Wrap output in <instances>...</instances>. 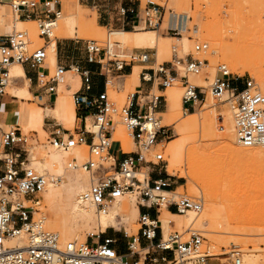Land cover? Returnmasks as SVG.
<instances>
[{
	"label": "built area",
	"instance_id": "2783aa9c",
	"mask_svg": "<svg viewBox=\"0 0 264 264\" xmlns=\"http://www.w3.org/2000/svg\"><path fill=\"white\" fill-rule=\"evenodd\" d=\"M10 7L19 18L33 20L39 37L48 40L62 12L59 0H11ZM113 11L112 21L121 29L151 28L162 30L173 38H181L190 30L189 16L166 10L151 1L144 7L119 3ZM107 44L105 41V46L101 47L96 40H87L84 46V60L97 64L98 74L103 77V90L94 94L91 93L93 73L90 70L77 64L56 63L50 76L45 45L29 51L26 31L0 34V99L6 95L12 63L26 65L32 70L41 97L53 95L55 98L64 73H78L80 86L72 93L78 126L74 134L55 129L49 143L63 150L86 146L87 159L80 167L89 173L91 182L81 193L80 201L99 214L124 194H134L139 210L138 232L126 240L124 252L119 251L117 238H102L104 232L88 235L83 243L61 244L58 235L44 226L43 216H37L42 192L50 183L59 182L61 176L32 168L26 147L28 136L18 126H0V264H210L211 255L202 250L203 237L194 228L183 232L171 230L166 239L163 237L159 220L163 210L186 214L199 213L202 208L199 197L175 193L178 182L171 180L173 176L165 175L164 154L156 150L158 142L167 138L168 127L161 125L158 116L164 96L138 86L127 95L121 107L108 96V76H116L134 63L150 62V53L136 48L126 53L114 52ZM180 48V43L171 46V61L143 68L142 81L154 84L157 80L160 87L167 88L181 79L182 104L186 110L203 105L208 94L218 100L225 96L232 109L237 143L243 147L258 146L264 152V93L254 80L247 79L239 87V77H232V73L219 64L209 88L196 85L189 81L188 75L201 73L206 62L201 54L209 50V45L206 41H195L194 54L185 55ZM179 71L183 74L179 75ZM117 122L124 126L137 151L124 152L120 146L112 150L117 143L112 141ZM110 151L112 160L106 164ZM72 160L68 166L76 167L75 158ZM150 210L154 211L153 217ZM123 232L126 235L124 229ZM12 240L13 244L7 243ZM154 249L159 251L155 256L154 252L150 253ZM227 254L228 264H241L237 248Z\"/></svg>",
	"mask_w": 264,
	"mask_h": 264
},
{
	"label": "rangeland",
	"instance_id": "374dc122",
	"mask_svg": "<svg viewBox=\"0 0 264 264\" xmlns=\"http://www.w3.org/2000/svg\"><path fill=\"white\" fill-rule=\"evenodd\" d=\"M148 0H61L62 7L61 18L57 19L56 27L54 28L53 36L50 40L40 39L38 37V31L36 29V23L32 25H17L15 30L26 31L29 38L28 50L45 45L47 58H50V51L47 48L49 44L54 41L59 42L64 46L67 43H73L72 52L62 51L63 59L77 61L81 64L84 61L85 51L84 46L87 40H96L101 47L105 46V41L109 43L112 37L113 31L124 30L116 25L114 19L113 8L121 4H140L141 7L146 5ZM159 3H165L167 7L176 12H185L191 18L188 22L189 31L182 34L180 42L176 39L172 40V35L158 30L160 36L155 32H152L157 37V46H151L149 44H132V45H114V52L126 53L132 49H142L150 53L151 61L148 63H134V69H137L139 73L143 68L156 67L157 64L162 62L171 61V46L173 44H181L180 51L183 55L187 53H193L192 46L195 41H206L209 45V50L201 54V57L206 60L203 69L199 75H188L190 82L196 84L197 81H207V87L209 88L211 82L216 74L217 65H224L226 69L232 73V77H239L237 82L239 87L242 86L245 80L253 79L257 87L262 91L261 87H264V0H154ZM77 4L82 5L78 7ZM10 16L12 10L10 3L7 5ZM93 19L98 26H102L103 29L97 28ZM109 24V25H107ZM132 28H125L130 30ZM151 28L140 29L135 28V31H152ZM76 30V31H75ZM155 30V29H154ZM37 37L36 41L32 37ZM61 36H72V38H66ZM163 36V37H161ZM168 36V37H167ZM167 37L166 41L162 38ZM254 37V39H253ZM238 38V39H237ZM240 38V43H239ZM243 38V39H242ZM40 39V40H39ZM215 39L234 44L239 43L251 52L254 50V54L258 55L259 68L248 69L242 73H234L230 71L231 63L229 59L224 56L222 49H219ZM235 39V40H233ZM243 41H242V40ZM245 39V40H244ZM247 40V41H246ZM245 41V42H244ZM260 51V52H259ZM68 56V57H67ZM260 56V58H259ZM124 57V56H123ZM261 63V64H260ZM51 64L50 76L54 72V67ZM45 71V70H39ZM72 73L78 74L74 71ZM183 73L179 71V75ZM79 75V74H78ZM115 74L108 76L111 81L108 84L107 92L111 101L116 106L121 107L126 103V97L129 93L134 92L135 85L126 78L115 77ZM196 79V80H195ZM124 80V82H123ZM181 86V92L175 86L162 88L158 85V81L154 82L152 94L163 95L165 94L167 100L161 102L159 112L165 110V105L169 103L170 98L178 96L180 100V111L171 110L176 112L177 119L175 124H168L163 115L158 114L161 120L163 117L162 125L167 127V138L163 140L162 144L157 145V152H163L164 159L166 161V173L165 175H171V180H177L178 182V194H183L192 197H200L202 199L201 214L205 212L209 213L208 222L199 225L196 222L190 221L193 214H180L186 225L182 230L172 228L171 230H178L183 232L186 229L194 228L199 231L203 237L202 248L208 249L214 256L210 260V264H219L218 261L223 264H228V254L224 253L230 251L232 248H239L246 253L248 249H257L259 254L264 253V153L260 147H255L260 152L259 160L257 163L252 164L245 158H241L239 152L238 157H233L227 153L228 147L234 146L241 149V152L247 153V147H243L236 142L233 118H228L223 112V108L229 107V103L225 100V97L220 100L212 98L211 95H207V100L203 105L196 106L194 109L186 110L181 104L183 88L181 85V79L178 78ZM126 82V83H125ZM124 83V87H123ZM22 82L17 81V85H21ZM9 83L6 88L8 97L12 98L17 96L14 103L7 101L5 98L0 99V117L3 109L13 108L24 103L26 107H32L36 109L41 118L32 125L34 127L23 128L20 121L17 122V126L28 136L29 140L26 145L29 155L30 166L32 168V162L41 159L44 155L51 152L53 148L49 144V138L51 132L55 129L68 130L73 133L74 129L78 126L75 122L74 116V104L72 100V94L65 98L58 92L56 97L51 101H46V98L41 97L40 94L32 93L30 91L29 98H23L21 90H16L10 86ZM34 88V86L32 87ZM174 93H171V92ZM164 96V98H165ZM23 98L22 100L19 98ZM9 98V99H10ZM173 98V97H172ZM211 101L215 102V105H211ZM61 104L63 111H66L63 115L52 112L51 109H56ZM46 107H48L46 109ZM183 107V108H182ZM163 109V110H162ZM193 112V116L186 115L185 112ZM43 116V119H42ZM182 121H188L189 125L186 129L180 130L178 128ZM118 127L114 133V139H119L122 146L123 143L130 148V152L137 151L131 138L129 139L126 134L123 125L118 123ZM3 128H8L10 125L2 124ZM13 126V125H12ZM175 126V128H174ZM63 135V134H61ZM174 140L184 141L183 155L175 164L172 170L168 168L170 164V156L168 153L169 142ZM112 149L116 150L115 145ZM253 148V147H252ZM76 151L83 155V161L87 159V147L78 146L74 148ZM262 151V152H261ZM66 153V152H64ZM113 153L111 152V155ZM43 155V156H42ZM74 153L70 154V158L67 162H72L71 158ZM65 163L64 172L53 173L54 169L44 170L49 174H62V182L67 181V175L74 178L76 174L84 173L86 175V182L90 184L89 174L83 169H67L68 163ZM82 162V161H81ZM78 163V161L76 162ZM111 159H108L106 164H110ZM67 169V170H66ZM183 170L187 173L186 178L181 176ZM51 171V172H50ZM82 171V172H81ZM56 172V171H55ZM79 172V173H78ZM141 177V175H138ZM175 185V184H173ZM128 206L126 212L117 214V223L119 225L103 227L99 230L96 227L95 222H86L83 219H74L70 215V204L65 198L50 202L42 194L41 199V211L45 215V227L58 234L61 244L66 242L76 241L83 243L88 240L89 232H104L101 237H114L117 238L119 243V251H125V242L129 240L131 236L136 235L138 232V210L133 208L137 199L134 195L127 194L125 199L121 201ZM121 203V204H122ZM94 212V211H93ZM166 213L165 210L162 214ZM150 215L154 216V211L150 210ZM93 217H97L95 212ZM96 215V216H95ZM174 225V222H173ZM126 231V235L123 232ZM120 230V231H118ZM170 230V231H171ZM169 231V232H170ZM128 232V233H127ZM78 234L77 239H65V236L69 234ZM94 233V234H96ZM90 241V238H89ZM146 250H143L145 252ZM226 251V252H225ZM159 253L157 249L150 250V253ZM220 258V259H219ZM132 260V258H128Z\"/></svg>",
	"mask_w": 264,
	"mask_h": 264
},
{
	"label": "bare ground",
	"instance_id": "6f19581e",
	"mask_svg": "<svg viewBox=\"0 0 264 264\" xmlns=\"http://www.w3.org/2000/svg\"><path fill=\"white\" fill-rule=\"evenodd\" d=\"M148 1L154 2V3L159 4V5H164L165 7H167V5L165 3H159V2H156L154 0H148ZM167 9H171V8H167ZM176 13L177 14H182V15H184L186 17L189 16L185 12H180V13L179 12H176ZM12 14L14 15L15 19L16 18L17 19H20L15 12L12 11ZM59 18H61V14H60ZM186 21H187V19H186ZM55 27H56V24H55ZM96 27L97 28H100L98 26H96ZM100 29H103V28H100ZM140 29H144V28H140ZM148 30H152V32H155L157 35L160 36V33H158L157 30H154V29H148ZM152 32H148V31H140V32H138V31H136L134 33H124V32H121V31H115V32L112 33V37L110 38V43H112L113 41L116 40V41H120L123 45H128V44H141L142 45V44L146 43V44H149L151 46H157V43H156L157 37ZM52 36H53V34H52ZM38 37H39V35H38ZM32 38L35 39V41H36V38L37 37L35 38L33 36ZM39 38L40 39H43L41 37H39ZM166 38H162V40L166 41ZM168 38H171L172 40L176 39L179 42L182 39V37L181 38L168 37ZM253 39H254V37H253ZM233 40H235V39H233ZM238 41H239V43L241 42L240 41V38H239ZM214 42L216 43V45L218 46L219 49H222V51L224 53V56L229 59V62L231 63L230 71H232L234 73H242V72H244V71H246L248 69H252V68H258V69H260L259 68V60L260 59L258 60V58H256V57H258V55H256V54L253 53L254 50H252L253 52H251L250 50H248V48H246V46H244L242 44H239L237 42L234 43V44L233 43L230 44L231 42L230 43H227V42L221 41L219 39H215ZM107 45L109 46V49L111 50L112 49L111 45L109 43ZM259 58H260V56H259ZM51 59L52 58H48V61H46V62L47 63L48 62L50 63L51 62ZM17 66H19V65H17ZM49 66H50V64H49ZM13 74H14L13 72H11L9 74V80H8L7 85L9 84V81L11 79L10 76H12ZM190 75H192V74H190ZM108 82H109V79H108ZM108 82H107V84H109ZM207 83H208L207 81H200V80L197 81L196 80V85H200V86H203V87H207ZM10 86H12V85H10ZM172 86H175L181 92V86H180V82L178 81V79L172 85H170L168 87H172ZM6 88H7V86H6ZM261 89H262V91L264 93V87L263 88L261 87ZM56 93H57V88H56ZM171 93H174V92L172 91ZM176 94L177 93H175V97L173 96L174 94H172V97L173 98L171 97L170 100H169V103H168V113L169 114H172V115H177L176 112L175 113H173V112L175 110L176 111H180V109H181V107H180V100H179L178 96H176ZM164 96H165V94H164ZM165 100H166V96H165ZM210 103H211V105H215L216 104L213 101H211ZM181 104H182V100H181ZM171 110H174V111L172 112ZM52 112L58 114V111L57 110H52ZM223 112H224V114H226V116H228L229 119L230 118H233L232 117V109H231L230 106L223 108ZM159 114L162 115L160 112H159ZM30 115H31V117L29 118V116H26L25 115L26 116L25 117L22 114H18L19 121H20L21 125L23 126V128H25V129L30 128V127H34V126L28 124L29 123L28 122V118L30 120L34 118L33 117L34 114H30ZM74 116H75V122H77V125H78V120H77L76 114H75V107H74ZM190 116H193V114H191ZM118 123L121 124V122H117V125L115 127V130L113 132L112 141H116L119 144V146L122 148V144L119 141V139H114V133H115L117 127L119 126ZM161 123H162V121H161ZM188 125H189V122L188 121H182L179 124L178 128L180 130H183V129H186L188 127ZM13 126H17V125H13ZM162 126H164V125H162ZM166 126H168V125H166ZM90 129L92 131H95L96 130L95 127H90ZM73 134H74V132H73ZM235 138H236V136H235ZM117 143L115 144L116 146H117ZM162 143H163V141L158 142L157 145L162 144ZM50 146H52V145L50 144ZM168 146H169L168 153H169V156L171 157L170 158V164H169L168 168L170 170H172V168L174 167V164L178 160H180V158L183 155L184 141H182V140H174V141L169 142V145ZM52 147L53 148H56L54 146H52ZM255 147H258V146H253V148L252 147H247V148H251V149H247V153L246 152L242 153L241 152V149H239L238 147L230 146V147H228L227 153H229L231 156L237 158L238 155H239V152H240L241 153V158H245L248 161H250L252 164H255V163L258 162L259 156H260V152L257 151V149ZM122 150H125V151L130 152V148L126 144H124V143H123ZM64 152H66V153H64ZM72 153H74V155H72L73 156L72 158H75V161L74 162L76 164V167H69V166H67L68 167L67 169H73V170L74 169H77V168L83 169V168L80 167V164L85 161V160L83 161V158L84 157H83V155L80 152L76 151L74 148L73 149H69V150H63V149H60V148L52 149L51 152H49L48 154H46L44 156L42 155L43 157L41 159L36 160V161H33L32 162V165H33V167H34L35 170H38L40 172H43L44 170H46V168H48L50 170L51 169H54V170L56 169L55 170L56 172L54 171L53 173L64 172L63 169L65 168L64 167L65 166V163L68 161L67 159L70 158V154H72ZM72 158H71V160H72ZM108 159H111L112 160L111 151L109 152ZM77 161H78V163H76ZM67 163L69 164V162H67ZM55 175H60L61 176V180L59 182H56V183H50L49 185L46 186L45 190L42 192V194L44 193V197H45L46 200H49L50 202H53V201H56V200H60L62 198H65V200H67L69 202V204H70V209L69 210H70L71 218H74V219L81 218V219H83V221H86V222H89V223L95 222L96 227L99 230H101V228H103V227L106 228L109 225H112V226L119 225L117 223L118 222L117 221V214L118 213H121V212H126L128 210V206H126L125 204H123L121 201L123 199H125V196L127 194H130V193L124 194L123 196H121L120 198H118L114 203H112V205H110L108 207V209L104 213H99L98 214V213H96L94 211V209L92 207H90V206L82 203L80 201V199H79L81 193L84 190H86L88 188V186H89L88 183L86 182V175L84 173L76 174V175H74L75 176L74 178H71L70 175H67L68 176L67 177V181L66 182H62L58 186H56V185L63 180V175L62 174H55ZM181 176L184 177V178L188 177L187 176V173L184 170L181 173ZM89 177H90V175H89ZM90 182H91V177H90ZM176 191H177V189H176ZM176 191H175V193H177ZM131 195H134V194H131ZM202 204H203V202H202ZM133 208L135 210L137 208V210H138L137 203H136V205ZM201 210H202V208H201ZM39 211L40 212L37 214V216L42 215L43 216V223H44L45 222V215L41 211V204L39 206ZM93 211L95 212V214L97 215V217H93L94 216L93 215V213H94ZM200 212L199 213L187 212L188 214L189 213L190 214H193L192 215L193 217L190 219V221L196 222L199 225H202V224H205L206 222H208L207 220H208L210 214L207 213V212H205V211L202 214ZM138 214H139V210H138ZM159 220L162 223L161 226L163 228V237H164V239L167 238L168 233H169V231L172 228H176L178 230H182L183 229V226L186 225V223H187L186 220H184L179 213H172L171 214L168 211H166V213L163 212V214L161 212V214L159 215ZM173 222H174V225H173ZM94 233H96V232H89V235L90 234H94ZM77 237H78V234H76V233L73 234L72 236H69V234H68L67 236H65V239H75L76 240ZM58 238H59V236H58ZM69 242H70V240H69ZM7 243L8 244H13V240L12 241H7ZM201 248H202V246H201ZM202 250H206L209 253V255H211V258L214 257L209 252L208 249H203L202 248ZM237 250H238L239 256L241 258V264H264V253L263 254H259L258 253L259 251L257 249H255V248L254 249H248V248H246V250H248V252L246 251V253H244V254L241 251V249L237 248ZM229 252L230 251L224 253L223 255L225 256ZM226 259H228V257H226ZM114 264H120V263L116 262Z\"/></svg>",
	"mask_w": 264,
	"mask_h": 264
},
{
	"label": "crops",
	"instance_id": "0c3cea01",
	"mask_svg": "<svg viewBox=\"0 0 264 264\" xmlns=\"http://www.w3.org/2000/svg\"><path fill=\"white\" fill-rule=\"evenodd\" d=\"M11 0H0V34H8L11 33L13 31H15V28L17 25L19 26H24V25H32V23L34 22L33 20H29V19H24V18H20V19H14L13 16H10V13L8 12V8L7 5L10 3ZM61 2V0H59ZM78 7H81L82 5L77 4ZM12 12V11H11ZM12 14V13H11ZM93 23L94 25L98 26L96 24V22L93 19ZM100 28H103L102 26H98ZM76 31V30H75ZM121 32L124 33H134L136 32L134 29H130V30H119ZM115 32V31H113ZM112 32V33H113ZM140 32V31H138ZM148 32H152V31H148ZM111 33V34H112ZM159 36V35H158ZM72 38V36H61V38ZM163 37V36H161ZM166 38V37H164ZM167 39V38H166ZM109 44L111 45V47L113 48L114 45H123L120 41H113L112 43H110L109 40ZM128 45H132V44H128ZM125 46V45H123ZM50 51V58L51 62L53 66L57 64H63L68 66L69 64H77L79 65L82 69H88L90 70L93 75H92V89H91V93H98L100 91L103 90V77H101L98 74L99 71V66L97 64L94 63H87L85 60L83 62H81V64L77 61H73V60H66L63 59V54L62 51L64 49V51H68V52H72L73 49V43H67L66 45L64 44V46H62L61 43L54 41L53 43L49 44L47 47ZM68 57V56H67ZM49 63V62H48ZM49 63V64H50ZM19 65V66H17ZM49 68H51V64L49 66ZM135 66H126L124 68V70L122 72H120V74L116 75L115 77H119V78H126L135 85H137L135 87V89L139 86L141 87L143 90L145 91H152L154 84H151L150 82H143L142 78H141V73H139V71L137 69H134ZM13 72L14 74L12 76H10V81L9 83L12 85L11 87H13L16 90H21V93L24 95L23 98H29L30 91L32 93H38V89L36 86V81H35V77L32 73V70H29L28 67H26V65L21 66L20 63H13L10 65L9 67V74ZM17 81L22 82L21 85H17ZM111 81L109 80L108 83H110ZM124 82V80H123ZM126 83V82H125ZM29 86H30V91H29ZM34 86V88H32ZM80 86V76L78 74L72 73L71 71H67L66 73H64L63 77L60 79L58 87H57V94H59L58 92H60V94H62L63 97L68 98L69 95H71L78 87ZM108 87V84L107 86ZM123 87H124V83H123ZM9 95L6 93L5 96H3L6 100L5 103H7V101H9L10 103H14L16 100V98H18L17 96H14L12 98L8 97ZM44 98H46V101H51V99L54 97L53 95H43ZM10 98V99H9ZM21 100L23 98L19 97ZM167 100V98H166ZM55 107L57 106V104H55ZM165 110L161 111L160 113L164 116V119L167 121L168 124H175L177 119V115H172L168 113V105H165ZM61 104H59L57 106L56 109H51V110H57L59 115H63L66 111H63V109L61 108ZM48 107H46L47 109ZM163 110V109H162ZM190 110V109H188ZM18 114H22V115H26L29 116V118L31 117L30 114H34L33 115V119H29L28 118V124L29 125H34L36 124L41 116L39 114V112L32 108V107H26L24 105V103L21 102V105L13 107V108H9L7 109L6 107L3 109L2 115L0 117V125H15L17 124V122H19V118H18ZM186 115H191L193 114V112H185ZM25 116V117H26ZM43 119V116H42ZM44 120V119H43ZM163 121V117L162 120ZM175 128V126H174ZM115 146V144H113V147ZM119 144L117 143V148H118ZM123 148V146H122ZM124 152H128L123 150ZM179 187V186H178ZM178 187L176 189H178ZM172 214V213H171ZM143 250H146L145 248ZM141 264V263H140Z\"/></svg>",
	"mask_w": 264,
	"mask_h": 264
}]
</instances>
